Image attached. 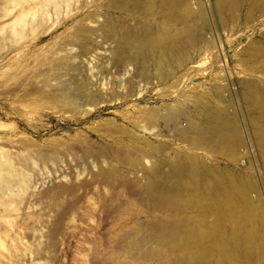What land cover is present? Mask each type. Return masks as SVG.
I'll use <instances>...</instances> for the list:
<instances>
[{
	"label": "rangeland",
	"instance_id": "1",
	"mask_svg": "<svg viewBox=\"0 0 264 264\" xmlns=\"http://www.w3.org/2000/svg\"><path fill=\"white\" fill-rule=\"evenodd\" d=\"M166 1L70 0L39 26L47 27L39 39L27 26V39H0V177L25 184L7 212L0 202V264H175L181 254L154 238L155 226L188 215L161 208L151 186L165 182L153 170L166 163L164 153L218 162L213 142L192 145L202 113L230 103L215 104L216 96L231 97L251 139L238 162L254 161L250 174L264 200V162L241 102L243 81L264 84V72L247 63L264 42V1L252 2L261 11L249 1L235 9L218 0L181 1V20L163 13ZM81 25L88 31L78 33ZM188 31L185 45L168 41L176 47L171 59L133 56L141 43ZM127 37L135 48L121 42ZM62 58L69 68L56 69ZM80 84L90 99L79 97Z\"/></svg>",
	"mask_w": 264,
	"mask_h": 264
},
{
	"label": "bare ground",
	"instance_id": "2",
	"mask_svg": "<svg viewBox=\"0 0 264 264\" xmlns=\"http://www.w3.org/2000/svg\"><path fill=\"white\" fill-rule=\"evenodd\" d=\"M69 1L4 0V5L0 6V17L9 16L16 7L18 9L10 22L0 26V39L11 38L16 42L23 36L27 39L26 35L28 33L25 35V31L28 29L30 33L37 31L33 39H39L40 35L47 29V27L39 29V26L52 17V12L58 14V8L63 3L68 4ZM181 1L186 0L166 1L163 13L167 17L181 20L182 18L178 15V7ZM218 1L223 6L229 4L231 9H235L240 4H247L248 1L260 3L262 0ZM258 5H256L257 7L254 5L256 7L254 9H257V11L262 6L259 7ZM248 10L246 9V13ZM251 11L253 12V8L250 9ZM246 16L245 18L249 20L252 15ZM58 18L55 22L58 21ZM87 31L88 28L83 25L78 29V33ZM24 38L22 39L24 40ZM170 38L171 40H154L141 43L139 48L133 50L135 52L133 56H136L141 62L146 61L148 57H155L157 62L160 63L165 61V57L168 59L173 58V48L175 46L172 47L171 43L185 45L193 37L188 31L184 37L171 35ZM121 42L130 49L135 48L132 37L124 38ZM262 43L264 44L263 41ZM263 44L261 45L259 42L260 48L257 51L254 50V53L251 51L252 54H249L250 56L247 58L250 70L253 72H264ZM23 46L25 47V45ZM69 66L68 59L62 58L56 63L55 68H69ZM62 72L65 71L62 69ZM255 82L243 81L241 102L252 115V118L248 121L251 132L249 136L251 134L252 139L255 140L260 157L264 162V84L261 85ZM79 89L80 96L79 93L76 96L84 98V100L93 96L88 89V91L86 90L84 85L80 84ZM54 93L56 95L57 92ZM213 99L215 104L219 100H226L230 103L232 100L230 96H216ZM229 104L224 107H220L218 104L215 108L208 107L202 113L203 122L197 126L196 135L192 138L194 147L199 146L203 141L213 142L215 146L211 147L210 152L214 159L217 158L218 162L208 163L206 158V160L200 159L196 154L185 153L184 155L175 151L177 154L174 152L176 155L172 158L165 157L166 153H164L163 158L166 160H163L166 163L154 166L153 173L164 179L165 182L163 187H161L163 183L157 182V184H160L159 186L156 183L151 186L160 196L161 208L185 212L188 215L187 218H179L180 220L175 222L170 221L171 224L155 226L157 232L154 238L165 244L167 250L181 254L180 258L177 257L175 264H264V200L260 197L261 193L258 186L250 174V171L254 169V161L250 159L249 164L241 166L238 162L239 154H246L249 151L251 139L247 141V134L244 133L245 129L238 124L234 117L236 115ZM189 127L193 128L191 124H189ZM162 156L163 153L161 158ZM159 162L158 164H160ZM112 171H107L105 174H111ZM23 182L16 175L11 177L3 175L0 177V202H4L5 212H7V209L9 210L8 207L13 196L25 193ZM15 187L18 190H14ZM150 199L154 204L156 200ZM157 202L155 203L157 204ZM172 215L174 216V214ZM155 223L158 224L157 221ZM143 238L139 239L145 245L147 242H144ZM150 251L152 253V250Z\"/></svg>",
	"mask_w": 264,
	"mask_h": 264
}]
</instances>
